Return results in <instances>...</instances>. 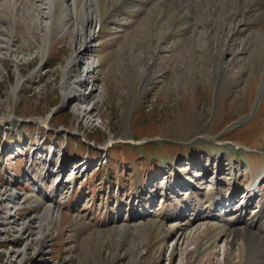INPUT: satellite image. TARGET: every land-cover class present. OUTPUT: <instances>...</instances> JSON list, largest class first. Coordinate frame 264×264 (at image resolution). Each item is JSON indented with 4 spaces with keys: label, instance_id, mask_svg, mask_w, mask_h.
Masks as SVG:
<instances>
[{
    "label": "rangeland",
    "instance_id": "rangeland-1",
    "mask_svg": "<svg viewBox=\"0 0 264 264\" xmlns=\"http://www.w3.org/2000/svg\"><path fill=\"white\" fill-rule=\"evenodd\" d=\"M71 1L0 0V264H262L216 220L258 178L244 218L264 216L258 32L207 33L231 18L179 0H97L81 36Z\"/></svg>",
    "mask_w": 264,
    "mask_h": 264
},
{
    "label": "bare ground",
    "instance_id": "bare-ground-1",
    "mask_svg": "<svg viewBox=\"0 0 264 264\" xmlns=\"http://www.w3.org/2000/svg\"><path fill=\"white\" fill-rule=\"evenodd\" d=\"M97 0H81V5L80 7L83 10V13L81 14V21L79 23L80 25V33L82 36V30L83 28L91 29L92 27V21L93 19L97 18L98 14V5L96 3ZM182 3H190V7L192 9H196L198 7H211V10L216 14L215 17L218 15H225L228 18H231V21L229 23H216V25L210 27L207 29V33H213L214 30H218V33L216 32L213 35H220L221 33H226L225 38H230V34L233 33H239L241 31H244L247 28H250L252 30H255L258 32L256 36L261 37L263 39L264 43V0H179ZM55 7V0H51V9L54 10ZM76 5L74 3V0L71 1L70 3V8L68 9L70 12L76 11ZM79 8V7H78ZM49 13V12H48ZM218 14V15H217ZM75 26L78 25L77 23L74 24ZM79 29V28H78ZM85 30L83 33L85 40L86 41H91V34L88 33ZM227 42V41H226ZM263 45V44H262ZM227 49H225L224 52H226ZM240 51H237L240 53ZM83 52V50H82ZM209 52L211 53L213 64H215V68L219 72L221 69L222 65V60L221 58L223 57L222 53L218 55L217 58H215L216 53L212 52L211 49H209ZM238 53L235 51H232L233 56L238 57ZM225 54V53H223ZM239 59V58H238ZM237 58L234 61L238 60ZM72 62L75 63V61L72 59ZM71 62V64H72ZM228 63H231L232 61L227 60ZM89 68L93 71L96 68V61L92 60L89 63ZM86 73V71H85ZM88 73V72H87ZM87 73L85 75H87ZM90 73V72H89ZM64 85V97L68 100H70L71 97H75V88H73L66 80L63 83ZM89 87V86H88ZM91 90V89H90ZM96 90H91V94L95 92ZM88 91V94H90ZM85 97V96H83ZM95 100L93 101L92 107L85 108L84 113L89 114L92 112V110L96 107L97 102L99 101V96L96 95L94 97ZM259 180V178L257 179ZM256 184H254L255 186ZM256 186L253 189H248L244 190V201L243 204L241 205L240 210H234L231 213H234V221H228L225 218H223V215H220L216 218L218 222H222V226H227L232 225L236 227V232L240 235L241 234V228L242 226L245 227L244 229L246 230L247 233L243 234V239L246 242V245L248 247V250H260L261 252V257L263 258L262 264H264V216H254L250 218L249 220H245L244 218V211L243 208L245 209V206L251 202L254 201L255 199V194L256 192H259L258 190L255 192ZM15 207V206H14ZM262 210V208H261ZM260 210V211H261ZM196 211V210H195ZM226 214V213H225ZM179 216V215H178ZM213 214H207L204 215L200 212H196L195 215L193 216V219L195 222H203L207 219L212 218ZM53 218V215L48 211L44 210L39 216H36L33 218L34 220H39L40 223H48L51 219ZM180 219V217H179ZM179 219H175L174 222L178 221ZM248 222V223H247ZM247 223V224H246ZM240 232V233H239ZM32 233V232H31ZM184 238V235L181 234L180 238ZM231 240L232 245H236L238 240H241L240 237L239 239L237 238V234H234L233 236H229ZM185 239L182 240V245H184ZM197 244V243H196ZM198 245V244H197ZM198 248V247H197ZM191 252L188 251L186 256L189 255ZM19 256V255H18ZM188 257V256H187ZM171 260V259H170ZM47 261V260H46Z\"/></svg>",
    "mask_w": 264,
    "mask_h": 264
},
{
    "label": "built area",
    "instance_id": "built-area-1",
    "mask_svg": "<svg viewBox=\"0 0 264 264\" xmlns=\"http://www.w3.org/2000/svg\"><path fill=\"white\" fill-rule=\"evenodd\" d=\"M16 211H17V209H16ZM0 214H3V212H2L1 210H0ZM12 217H13L12 215H8V216H6V215H4V214H3L2 216L0 215V223L2 224V221H4V220L6 221V219H9V218L11 219ZM12 223H13V225H14V223H15V225H17V224H16V221H15V222H12ZM4 225L8 226V224H4ZM22 227H23V226H22ZM22 227H21V229H22ZM2 241H3V240H0V242H2ZM43 254H44V253H43ZM44 255H45V254H44ZM39 258H40V257H39ZM43 259H44V260H48L45 256H43ZM48 263H49V261H48Z\"/></svg>",
    "mask_w": 264,
    "mask_h": 264
}]
</instances>
